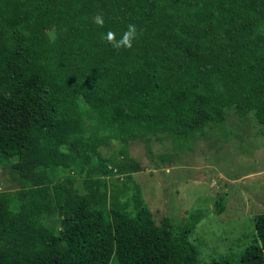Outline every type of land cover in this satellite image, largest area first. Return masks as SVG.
<instances>
[{"label":"trees","instance_id":"16d2710c","mask_svg":"<svg viewBox=\"0 0 264 264\" xmlns=\"http://www.w3.org/2000/svg\"><path fill=\"white\" fill-rule=\"evenodd\" d=\"M130 24L131 49L104 39ZM230 109L264 132V0H0V264H199L194 213L156 223L109 179L144 169L130 142L195 139ZM254 228L238 264H264V213Z\"/></svg>","mask_w":264,"mask_h":264},{"label":"rangeland","instance_id":"374dc122","mask_svg":"<svg viewBox=\"0 0 264 264\" xmlns=\"http://www.w3.org/2000/svg\"><path fill=\"white\" fill-rule=\"evenodd\" d=\"M91 116V115H90ZM90 121L89 123H91ZM120 142L111 139L101 147L104 157L116 156ZM130 142L127 153L144 169L122 177L136 184L156 223L169 217L184 225L190 213L198 222L189 240L199 251V264L226 257L237 260L254 237V215L264 213V132L252 116L239 119L232 109L225 121L206 129L195 139ZM0 168V191L12 189L11 172ZM216 201L224 203L217 212ZM194 221V220H193ZM110 264H117L112 258Z\"/></svg>","mask_w":264,"mask_h":264},{"label":"clouds","instance_id":"9594fccd","mask_svg":"<svg viewBox=\"0 0 264 264\" xmlns=\"http://www.w3.org/2000/svg\"><path fill=\"white\" fill-rule=\"evenodd\" d=\"M94 22L98 26H103L104 24V18L102 14H97L94 17ZM137 29L134 24H130L127 27V31L123 33L121 38L119 40L116 39L115 33L109 31L104 39L112 45V47L116 50H119L121 48L131 49L133 46V41L137 38Z\"/></svg>","mask_w":264,"mask_h":264}]
</instances>
